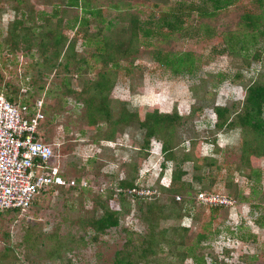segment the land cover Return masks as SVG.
Returning <instances> with one entry per match:
<instances>
[{"label": "rangeland", "instance_id": "1", "mask_svg": "<svg viewBox=\"0 0 264 264\" xmlns=\"http://www.w3.org/2000/svg\"><path fill=\"white\" fill-rule=\"evenodd\" d=\"M81 1L96 12H84ZM180 2L184 11L182 25L171 30L161 24L159 16ZM202 3L203 0H80L70 5L67 0H0V91L5 82H9L21 86L22 91L26 89L21 98L42 99L43 117L39 127L41 136L53 148L52 162L58 163L65 177L84 178L89 184L49 185L36 194L28 208L3 210L0 214V264H106L112 262L115 251L124 246L128 237L138 248L142 246L144 237L151 231L129 195L111 202L112 206L120 208L117 226L107 228L95 239L92 232L83 227L82 218L102 212L94 199L96 195L104 197L109 187L131 173L126 163L139 161L134 144L140 142L141 137L140 129L131 125L120 134L115 130L114 142L102 139V134L110 131V125L98 116L90 124L85 102L79 99L82 94L77 98V93L82 92L83 82L93 81L98 72L105 70L113 81L107 93L112 118L118 115L122 102L130 110L140 105L144 108L158 105L161 110H170L177 105L185 116L178 127L181 136L196 134L209 139L214 133L210 131L214 113L209 106L213 102L241 101L245 84L264 73V35L258 30L255 44L248 45L247 49L240 50L236 45L239 53L232 54L227 46L233 36L235 40L241 35L249 36L243 15L259 13L264 8V0H234L213 13L192 8ZM204 7L212 10L211 6ZM29 9L37 22L42 23L34 34L50 26L60 28L67 38L74 40L73 55L68 58L67 67L63 65L65 56L51 58L54 45L50 36L43 37L41 33L35 40H44L45 45L48 44L45 50H40L34 40L26 50L23 39L19 41L20 48L14 52L7 50L8 24L14 17L21 16L24 25L30 26V17L25 15ZM84 13L89 22L80 26L75 19ZM133 16L138 18L141 27L152 31L145 34L139 30L135 37L131 35ZM45 18L50 19L49 22H45ZM262 27L264 24H260L259 28ZM104 35L115 40L132 38L137 49L126 56H117L115 63L104 62L94 55L101 50L100 38ZM255 50L261 54L258 59L252 57ZM187 52L192 58L190 69L174 72L159 60L165 55ZM241 54H247V64L243 63ZM47 55L54 64L46 59ZM79 57L86 59L79 62L81 74L73 69ZM59 58L58 65L56 59ZM66 83L73 91L67 92ZM193 103L204 106L201 115L187 114ZM96 109L97 106H90L88 115L93 117ZM216 137L221 138L223 144L227 143L218 153H213L208 143L198 149V154L212 155L216 159V164L209 169L215 177L211 191L233 195L239 191L236 196L248 194L256 201L262 192V202L243 206L246 202L241 201L240 208L233 203L221 209H213L215 205H210V209L197 198L194 204L186 203L185 210L189 214L181 219H161L154 228L157 231L175 224L191 225L192 230L180 247L191 246L186 258L181 260L180 254L161 250L155 261L194 264V257L188 256L195 253L203 254V264H214L212 255L219 264H264V223L256 222V217L264 213V168L261 167L263 176L257 181L240 172L239 169L246 171V167L239 162V130H231L229 135L216 134ZM183 144L187 145L188 141ZM161 161L160 142L152 139L148 156L140 161L139 175L145 177L141 183L153 185L158 177L160 183H168L173 163L166 161V169L161 172ZM183 167L187 171L183 178L192 180V161L185 162ZM207 172L204 167L200 170L203 174ZM198 183L193 181L196 188ZM201 231L208 236L197 241L196 235ZM225 248L229 249L228 254Z\"/></svg>", "mask_w": 264, "mask_h": 264}, {"label": "trees", "instance_id": "2", "mask_svg": "<svg viewBox=\"0 0 264 264\" xmlns=\"http://www.w3.org/2000/svg\"><path fill=\"white\" fill-rule=\"evenodd\" d=\"M234 0H203L204 6H211L212 10H207L203 5H193L192 8L199 9L202 12L213 13L221 8L230 5ZM67 2L72 4L80 3V0H67ZM84 1H81L82 8L84 12L93 14L96 11L86 7ZM180 3L174 4L172 7L166 9V11L159 16L161 19V24L166 25L169 29L173 30L182 25L183 13L182 6ZM25 13L26 17L32 22L30 26H25L21 16L14 17L7 26V46L9 51L14 52L17 48H20V40H25L23 47L30 49L31 41H35L37 47H41L40 50H45L47 45L43 40H35L36 37L50 36V42L54 45L53 53L51 58H57L58 55L65 56L63 62L64 66H68L69 59L73 55L74 50V40L72 38H67V36L61 31L60 28H53L47 26L43 30H39L34 34L35 28L42 26V23H38L35 19V14L31 9ZM29 15V17H28ZM50 20V19H49ZM45 18V22L48 21ZM131 35L134 37L136 33L142 30L143 33L149 34L152 30L150 28L141 27L139 20L136 16L131 19ZM244 26L247 29V34L249 36L241 35L237 37H231L228 40V49H231L232 54H237L239 51L235 49L238 45L240 50L247 49L248 45L255 44L257 32L264 35V27L259 28L260 24H264V8L259 13H245L243 15ZM75 21L80 24V26L87 25L89 18L86 13L76 17ZM61 22V19L58 20ZM258 30L257 32H255ZM232 40H235L232 42ZM102 42L101 50H97L94 55L99 56L104 62L110 61L115 63L117 56H126L133 53L137 49V43L131 39H113L111 37H106L105 35L100 38ZM48 43V42H46ZM234 48V49H233ZM67 51V52H66ZM66 52V53H65ZM243 56V63L247 64L249 60L247 59V54H241ZM260 53L255 50L252 53V57L258 59ZM69 58V59H68ZM47 60H50L49 55L46 56ZM60 64L59 60L56 59ZM159 60L165 65L169 66L172 71L179 72L183 68L190 69L192 64V58L187 53L179 54L177 56L165 55L159 57ZM51 61V60H50ZM85 62L84 57H79L76 59V64L73 66L75 72L81 74V65L79 62ZM52 62V61H51ZM189 62V64H188ZM51 64H54L53 62ZM113 86V81L111 74L107 73L105 70L98 72V76L90 82H83L82 92L77 93V98L80 94L79 99L84 100L87 111L86 115L88 122L91 124L95 117L98 116L110 125V131L108 133L102 134V139L114 140L116 134L113 135L114 131L123 132L129 126L134 125L137 129H140L139 135L141 137L140 142L138 141L135 145L137 151L136 154L139 156L138 162L126 163L127 167H130L131 173H126L122 178L115 183L114 186L108 188V193L104 197L99 194L94 198L98 205H100L102 212L100 214H91L81 219L83 227L85 230L89 229L92 233L93 239H95L99 233L104 232L109 227L117 226L119 223L120 208L111 205L113 200L123 198L124 195H129L131 199L135 202L138 209L140 210V217L147 222L149 230L144 237V242L142 246L138 248L135 243L132 242L131 237L125 239L124 246L115 251L114 258L112 262L106 264H139L140 262H154L155 264H162L160 261H155V257H159V252L163 250V253L169 252L170 254H180V259L184 260L191 248L188 246L187 249H180L181 245L185 243V236L192 230L191 225H180L175 224L168 227V229H162L155 231L154 228L158 226L161 219H181L183 216L189 214L185 209L186 203L194 204L196 202V193L198 191H211V186L215 182V177L209 169L214 164H216V159L212 155H200L198 154V149H200L201 141L204 139L199 135L193 134L187 137H182L179 133L178 127L185 121V116L179 111L177 105H173L170 110H161L158 105H153L151 108H144L143 105L136 107L135 109H128L126 104L122 102L120 106V111L115 118H112L111 113V102L108 98L107 93ZM3 91L6 97L16 103V104H26L28 108L33 111L35 102L41 100L38 97L34 98H21L23 90L21 86L12 85L9 82H5L3 85ZM66 89L68 91H73L70 84L66 83ZM1 92V91H0ZM86 93V95H83ZM33 94V92H29ZM112 98V97H111ZM43 105V101H42ZM97 106L98 109L95 111L93 117L88 115V108L90 106ZM214 113L213 127L210 130L213 135L210 136L209 141L213 144L212 150L214 152H219L221 148L216 142V134L218 131H231L239 130V162L240 166H244L246 171L239 169L240 172L247 178L259 180L262 175V170L260 168V161L264 158V73H262L258 78L253 79L244 86V96L241 101H232L228 104H217L213 102L209 106ZM204 106L201 104H191L188 115H201ZM137 123V124H136ZM117 128V129H116ZM119 128V129H118ZM103 131V130H102ZM152 139H157L161 145V152L163 154V161H161V172L166 169V161H172V168L170 171V181L167 185L159 182L160 177H158L156 183L147 186L145 183H141L144 179V174L139 175L140 161L146 158L149 154L150 144ZM187 140L188 144L184 145L183 142ZM187 161H192L193 175L192 180H186L183 175L187 172L183 167V164ZM206 168L209 172L207 174L200 173L202 168ZM160 172V174H161ZM67 178V177H66ZM204 179H209L205 182ZM73 185L66 187H74L83 185L82 182L84 178L80 180L75 179ZM198 181V188L193 184V181ZM88 181H87V184ZM65 186V185H59ZM152 188L154 193L150 196L142 195L133 191V188ZM195 191V192H194ZM253 191V190H252ZM239 191H236L237 194ZM245 193V192H244ZM230 193H225V195L232 200L237 208H240L241 201L248 203H253L257 205L261 203L263 198V193L260 192L257 198H251L243 193L238 196ZM176 196H179L176 198ZM239 197V199H238ZM31 205V204H30ZM225 208L228 205H215L214 208ZM210 209L211 206L209 207ZM5 210H19V209H5ZM4 210V211H5ZM3 212L0 211V214ZM256 222L264 223V213H260L256 217ZM197 241L207 238V233L201 231L197 233ZM164 246V247H163ZM165 248V250H164ZM179 249L181 251H179ZM227 254L229 249L225 248ZM188 257H194V264H203L204 256L203 254H191ZM214 259V264H219L215 255H212ZM224 264H227L226 262Z\"/></svg>", "mask_w": 264, "mask_h": 264}, {"label": "built area", "instance_id": "3", "mask_svg": "<svg viewBox=\"0 0 264 264\" xmlns=\"http://www.w3.org/2000/svg\"><path fill=\"white\" fill-rule=\"evenodd\" d=\"M41 107L42 101L37 100L31 111L26 104H16L0 92V211L24 210L46 186L75 182L63 175L58 163L52 162L53 148L41 136L39 127ZM132 190L147 196L154 193L148 187ZM196 198L208 206L233 204L225 194L214 191H198Z\"/></svg>", "mask_w": 264, "mask_h": 264}, {"label": "crops", "instance_id": "4", "mask_svg": "<svg viewBox=\"0 0 264 264\" xmlns=\"http://www.w3.org/2000/svg\"><path fill=\"white\" fill-rule=\"evenodd\" d=\"M221 133H223V134H228L229 135V133H230V131H218L217 132V134H221ZM118 134H120V133H118ZM157 140V139H156ZM218 140V141H217ZM217 140H216V142L218 143V145H219V147L221 148V146L223 147V145L224 144H227V143H224L223 144V140L221 139V138H219L218 139V137H217ZM115 140H109L108 142H114ZM158 141V140H157ZM203 143H208V144H211V146H213V144L211 143V142H209V141H206V140H204V141H201V146H200V149L202 148V144ZM226 146V145H225ZM212 148V147H211ZM160 149H161V145H160ZM213 153H218V152H214V150H213ZM261 167H263L264 168V158L263 159H261V161H260V168ZM264 170V169H263ZM263 170H262V176H263ZM247 204H249L248 202H246V203H244L243 204V206L245 205H247Z\"/></svg>", "mask_w": 264, "mask_h": 264}, {"label": "clouds", "instance_id": "5", "mask_svg": "<svg viewBox=\"0 0 264 264\" xmlns=\"http://www.w3.org/2000/svg\"><path fill=\"white\" fill-rule=\"evenodd\" d=\"M169 181H170V179H169ZM165 185H167V184H165Z\"/></svg>", "mask_w": 264, "mask_h": 264}]
</instances>
